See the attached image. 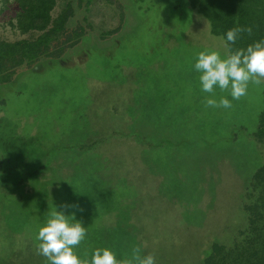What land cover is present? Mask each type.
<instances>
[{
  "label": "rangeland",
  "instance_id": "rangeland-1",
  "mask_svg": "<svg viewBox=\"0 0 264 264\" xmlns=\"http://www.w3.org/2000/svg\"><path fill=\"white\" fill-rule=\"evenodd\" d=\"M67 3L77 44L0 85V264H46L35 237L55 207L88 227L82 259L139 246L156 264H203L247 227L264 81L206 106L196 53L229 48L189 0H59L54 15ZM16 9L0 2L2 40L30 37L10 26Z\"/></svg>",
  "mask_w": 264,
  "mask_h": 264
},
{
  "label": "trees",
  "instance_id": "trees-1",
  "mask_svg": "<svg viewBox=\"0 0 264 264\" xmlns=\"http://www.w3.org/2000/svg\"><path fill=\"white\" fill-rule=\"evenodd\" d=\"M211 24L213 35L224 38L232 27L251 28L240 33L230 51L246 48L264 39V0H189ZM15 6L16 15L10 26L28 39H0V85L10 84L18 69L41 60L59 61L68 48L82 36L77 30L67 34V25L74 14L70 3L57 14L59 0H0ZM229 48V47H228ZM254 138L264 143V110L260 114ZM247 227L234 245L214 243L203 264H264V164L256 170L247 194Z\"/></svg>",
  "mask_w": 264,
  "mask_h": 264
},
{
  "label": "clouds",
  "instance_id": "clouds-1",
  "mask_svg": "<svg viewBox=\"0 0 264 264\" xmlns=\"http://www.w3.org/2000/svg\"><path fill=\"white\" fill-rule=\"evenodd\" d=\"M244 31L251 32L252 29L240 26L226 31L224 39L229 49ZM192 67L198 74L201 92L209 94L205 97L206 106L230 109L233 100L247 94L250 83L259 85L264 81V39L230 51L223 57L215 50L199 51ZM217 89L227 95L217 98ZM87 231L88 227L76 218L75 213L66 215L55 207L38 228L36 250L46 258V264H156L155 256L143 254L139 246L133 247L130 258H117L111 248L96 247L90 259H82L75 247L86 239Z\"/></svg>",
  "mask_w": 264,
  "mask_h": 264
}]
</instances>
